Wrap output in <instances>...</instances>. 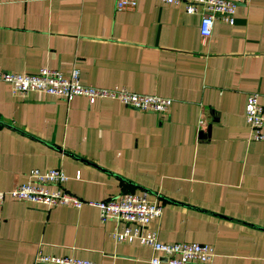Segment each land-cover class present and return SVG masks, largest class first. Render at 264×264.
<instances>
[{
	"label": "crops",
	"instance_id": "obj_1",
	"mask_svg": "<svg viewBox=\"0 0 264 264\" xmlns=\"http://www.w3.org/2000/svg\"><path fill=\"white\" fill-rule=\"evenodd\" d=\"M43 65L171 102L156 113L83 95L20 97L0 79V189L58 167L84 200L145 192L161 205L146 223L160 241L209 243L210 264H264V137L249 139L243 116L248 91L264 107V0L238 3L232 24L214 17L208 36L182 3L0 0V70ZM0 218V264H31L37 249L150 264L151 249L116 242L92 204L5 197Z\"/></svg>",
	"mask_w": 264,
	"mask_h": 264
},
{
	"label": "built area",
	"instance_id": "obj_2",
	"mask_svg": "<svg viewBox=\"0 0 264 264\" xmlns=\"http://www.w3.org/2000/svg\"><path fill=\"white\" fill-rule=\"evenodd\" d=\"M166 3H182L187 13L198 16V30L208 36L214 17L232 24L235 7L246 0H161ZM136 0H114L115 9H132ZM0 79L9 82L11 92L25 97L30 91L70 99L83 95L90 103L95 99H116L123 104L138 109L162 113L167 110L171 98L164 95L141 93L124 86H100L86 84L79 79V70L72 67L64 75L59 69L39 66L35 71L0 70ZM244 120L249 127V139L264 137V107L257 100L256 91H248L244 101ZM67 175L58 167L38 169L32 167L26 172L23 181L14 183L7 189H0V204L5 197L43 204L46 206L72 205L82 203L96 206L100 221L112 219L114 224L109 235L116 242L136 240L148 246L152 253L150 264H210L214 255L212 245L198 241H160L156 231L146 223L161 212V205L147 197L145 192L123 191L114 196L99 200H84L70 191L63 183ZM1 220V218H0ZM31 264H94L88 258L72 255L46 254L37 249Z\"/></svg>",
	"mask_w": 264,
	"mask_h": 264
}]
</instances>
